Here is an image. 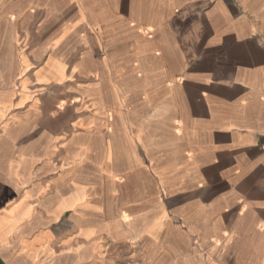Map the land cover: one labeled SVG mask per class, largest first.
I'll return each mask as SVG.
<instances>
[{"label": "crops", "instance_id": "1", "mask_svg": "<svg viewBox=\"0 0 264 264\" xmlns=\"http://www.w3.org/2000/svg\"><path fill=\"white\" fill-rule=\"evenodd\" d=\"M81 78L114 100L66 132ZM106 182L135 189L116 218ZM118 235L140 264H264V0H0V264H107Z\"/></svg>", "mask_w": 264, "mask_h": 264}, {"label": "rangeland", "instance_id": "2", "mask_svg": "<svg viewBox=\"0 0 264 264\" xmlns=\"http://www.w3.org/2000/svg\"><path fill=\"white\" fill-rule=\"evenodd\" d=\"M99 79L98 77H93ZM85 80L83 78L73 81L71 83H67L63 85L62 97L64 100V113H63V121H64V131L68 132V128H66L67 123L76 118V117H87L91 114H100L102 115L103 108L100 107L101 100L105 102H113V97L106 90H103V84L100 82L99 89L91 90L88 85L84 84ZM100 97L101 99H97L96 97ZM73 98L71 103L70 99ZM71 106H66L67 104ZM68 107V108H66ZM68 121V122H67ZM66 129V130H65ZM78 130H82L81 126ZM65 143V142H64ZM65 150H63V158L62 160L57 161V173L61 172V170H65L67 168L72 167L71 165H86L90 164V159L88 160L87 155L83 156H75L70 155V159ZM77 159L73 163H69L71 160ZM70 173V172H68ZM53 173L51 175V179L53 178ZM98 193L97 197H100L105 206L107 207V212H110V217L116 218L118 216L117 211L120 202L127 198H131L133 196L134 188H124L120 187L119 183L106 182L102 183L100 188L95 189ZM68 215L62 217V219L54 222H48L46 226H41L40 229L46 228L57 235L61 232L64 234H70L73 227L75 226L74 221L68 218ZM118 219L110 220V223L113 228L119 229V226L116 227V223H118ZM123 227H129L130 225L123 224ZM71 237V236H70ZM69 239V237H68ZM56 239L52 241V243H57ZM104 243L107 244L106 250L99 253L100 260L105 259L107 264H140L139 261V247H137L136 243L131 240H125L123 237H119V235L113 239L105 238ZM31 254V253H30ZM26 253V251L18 250L15 253L16 259L14 264H53L52 261H49L51 257L44 254H40L38 257L35 255H30Z\"/></svg>", "mask_w": 264, "mask_h": 264}]
</instances>
